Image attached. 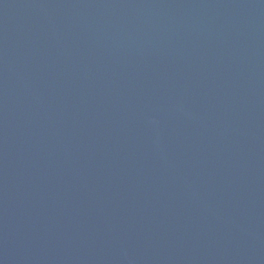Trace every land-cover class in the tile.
Listing matches in <instances>:
<instances>
[{
    "label": "water",
    "instance_id": "obj_1",
    "mask_svg": "<svg viewBox=\"0 0 264 264\" xmlns=\"http://www.w3.org/2000/svg\"><path fill=\"white\" fill-rule=\"evenodd\" d=\"M0 264H264V0H0Z\"/></svg>",
    "mask_w": 264,
    "mask_h": 264
}]
</instances>
